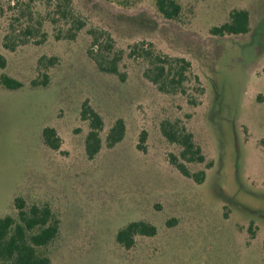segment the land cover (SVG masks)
I'll use <instances>...</instances> for the list:
<instances>
[{
  "label": "rangeland",
  "instance_id": "obj_1",
  "mask_svg": "<svg viewBox=\"0 0 264 264\" xmlns=\"http://www.w3.org/2000/svg\"><path fill=\"white\" fill-rule=\"evenodd\" d=\"M157 1L72 0L85 26L70 40L66 22L24 17L44 3L0 0V75L24 82L0 87V217L19 196L48 205L60 222L51 264H264V0H177L176 19ZM234 10H248L250 32L214 35ZM180 65L174 86L167 72ZM84 104L105 121L92 158ZM119 118L125 137L109 147ZM176 132L205 160H184ZM138 220L157 234L119 244Z\"/></svg>",
  "mask_w": 264,
  "mask_h": 264
},
{
  "label": "trees",
  "instance_id": "obj_2",
  "mask_svg": "<svg viewBox=\"0 0 264 264\" xmlns=\"http://www.w3.org/2000/svg\"><path fill=\"white\" fill-rule=\"evenodd\" d=\"M44 3L45 11L36 8L35 13L30 9L25 14L29 20L36 19L37 26H42L44 21L51 20L53 24L60 21L70 25L68 37L74 40L84 26V22L76 17L73 12L72 0H38ZM157 6L161 14L168 19H176L181 12V5L177 0H158ZM46 13V14H45ZM35 14L37 17H35ZM45 14V15H44ZM214 35L234 36L244 35L250 32V14L248 10H234L230 13L228 21L212 29ZM25 33L32 34L31 29ZM174 70L171 67L167 76L172 84L182 85L185 77V68L180 65L179 69ZM114 73L117 70L111 69ZM159 78V75H158ZM156 82L158 79L156 78ZM47 79L41 83L33 81V86H45ZM24 86V82L11 77L8 74L0 75V87L17 90ZM82 121L88 122L89 130L86 136L85 148L89 157L98 154L103 146L102 131L104 130L105 121L102 115L93 107L84 104L79 111ZM126 134V124L122 118L115 121L107 133L106 141L109 147H114L121 142ZM174 141L180 142L182 146L181 156L188 163L204 161L201 149L193 141L191 133L181 134L174 133L170 135ZM43 138L46 144L56 149L58 138L55 129L46 127L43 131ZM213 166L212 162L209 163ZM179 170L188 178H193L198 184H202L206 177V172L191 173L189 168L182 162H178ZM14 211L16 215L8 214L0 217V264H51V254L49 246L60 234V222L56 218L48 205L39 206L34 204L26 206L22 197H16L14 200ZM157 234V227L149 222L138 220L132 221L120 228L116 234V240L119 244L131 248L136 243L138 236L153 237Z\"/></svg>",
  "mask_w": 264,
  "mask_h": 264
}]
</instances>
